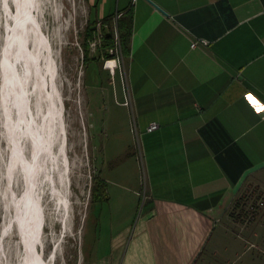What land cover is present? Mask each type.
Returning a JSON list of instances; mask_svg holds the SVG:
<instances>
[{
  "label": "crops",
  "instance_id": "0c3cea01",
  "mask_svg": "<svg viewBox=\"0 0 264 264\" xmlns=\"http://www.w3.org/2000/svg\"><path fill=\"white\" fill-rule=\"evenodd\" d=\"M89 1L98 19L132 9L126 122L140 135L115 151L108 177L101 160L115 230L106 250L95 239L88 264H194L214 233L225 258L228 210L246 185L264 192V0Z\"/></svg>",
  "mask_w": 264,
  "mask_h": 264
},
{
  "label": "rangeland",
  "instance_id": "374dc122",
  "mask_svg": "<svg viewBox=\"0 0 264 264\" xmlns=\"http://www.w3.org/2000/svg\"><path fill=\"white\" fill-rule=\"evenodd\" d=\"M116 1L113 0L114 3ZM93 10L89 0H51L43 25L52 39L58 64L57 84L64 99L70 166L66 190L70 202V221L69 227L65 228V237L61 236V214L56 209L53 195L48 194L45 198L47 215L43 230L47 234V254L54 242L62 237L58 242L54 264H88L91 260L88 250L99 237L104 244L103 250L109 248L108 242L115 230L113 224L116 221L117 200L113 196L96 201L99 198V193L94 192V187L99 186L96 178H101L102 159L106 173L102 175L107 176L115 151L129 141L135 143L136 148L140 135L134 121L132 131L126 122L131 100L127 93V76L123 65L125 57L119 47L118 33L114 28L113 32L109 30L103 24V19L94 16ZM2 11L0 0V54L6 35ZM107 32L113 33L115 44L105 41ZM113 58L117 60V67L110 70L106 64L108 59ZM1 121L0 111V227L4 214L1 189L8 159ZM16 179V187L20 190L23 182L19 173H16ZM113 187L114 184L108 182L109 196ZM143 189V186L139 187L141 195L135 196L136 203L133 202L136 218L145 205ZM228 215L230 220L225 224V248L231 247L232 250L222 258L217 252L223 245L222 235L214 233L194 264H233V260L238 259L240 263L248 264L252 255L258 253V264H264V192L253 185H246L228 210ZM254 233H258L257 239ZM9 258V264L13 260L15 262L13 256Z\"/></svg>",
  "mask_w": 264,
  "mask_h": 264
},
{
  "label": "bare ground",
  "instance_id": "6f19581e",
  "mask_svg": "<svg viewBox=\"0 0 264 264\" xmlns=\"http://www.w3.org/2000/svg\"><path fill=\"white\" fill-rule=\"evenodd\" d=\"M50 3L2 0L6 35L0 54V111L8 159L1 189L0 264H9V256L15 259L11 264H54L62 237L47 254L43 227L48 194L61 214V236L69 227L64 99L52 39L43 26ZM16 173L22 177L20 190Z\"/></svg>",
  "mask_w": 264,
  "mask_h": 264
},
{
  "label": "trees",
  "instance_id": "16d2710c",
  "mask_svg": "<svg viewBox=\"0 0 264 264\" xmlns=\"http://www.w3.org/2000/svg\"><path fill=\"white\" fill-rule=\"evenodd\" d=\"M103 24L112 31L114 28L118 33L119 37V47L122 51V55L128 56L130 54V40L133 30V12L130 8L129 10L123 12L121 16L115 20L112 17L104 18ZM113 32V31H112ZM105 41L109 44H115L113 33L107 32L104 36ZM99 186L94 187V192L99 193V198L96 201L107 199V182L103 178H96Z\"/></svg>",
  "mask_w": 264,
  "mask_h": 264
},
{
  "label": "built area",
  "instance_id": "2783aa9c",
  "mask_svg": "<svg viewBox=\"0 0 264 264\" xmlns=\"http://www.w3.org/2000/svg\"><path fill=\"white\" fill-rule=\"evenodd\" d=\"M133 1H135V0H133ZM120 16H121V13H118V14L114 17V19L117 20ZM200 43L206 45V44L208 43V41L205 40V39L195 40L194 42H192L191 46H192V47H195V46L199 45ZM263 112H264V110H263ZM158 127H159V123H158V122H152V123L148 126L147 130H148V131H153V130L157 129Z\"/></svg>",
  "mask_w": 264,
  "mask_h": 264
}]
</instances>
